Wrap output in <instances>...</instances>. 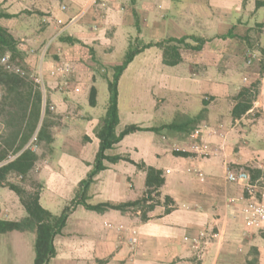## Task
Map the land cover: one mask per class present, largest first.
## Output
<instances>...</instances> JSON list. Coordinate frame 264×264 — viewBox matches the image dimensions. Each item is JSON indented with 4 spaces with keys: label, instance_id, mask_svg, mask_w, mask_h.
<instances>
[{
    "label": "crops",
    "instance_id": "1",
    "mask_svg": "<svg viewBox=\"0 0 264 264\" xmlns=\"http://www.w3.org/2000/svg\"><path fill=\"white\" fill-rule=\"evenodd\" d=\"M164 1L174 7V0ZM175 3H187L198 19L206 20L201 35L206 43L198 52L201 60L194 63L197 71H190L194 79L188 80L197 85L198 97L207 101L206 105L203 104L208 114L195 126L194 132L184 130L186 128L176 129L173 139L168 140L164 134L159 137L161 142L154 136L138 137L130 148H134L137 157L127 156L164 170L166 184L163 192L175 199L177 207L166 214L163 206H158L146 222L136 214L116 210L103 212L101 214L106 218L101 232L91 230L97 233L91 241L79 242L77 237L74 238V232L68 233L74 236L68 245H62L60 252L65 253L59 264H264V236L260 232L264 229L248 228L241 212L243 199H259L264 193V0H177ZM180 8L176 7L178 11ZM0 10L13 15L0 18V24L21 41L30 62L36 58L33 50L45 41L39 57L46 55L49 58L47 69L40 65L36 72L40 77L43 74L42 84L49 88L50 100L57 107L55 114L59 115L61 124L56 122L52 128L54 141L49 147L50 161L42 163L40 160L34 173L44 182L41 203L47 191L46 198L51 201L55 194L70 191L80 180H75L71 172L83 161L81 151H71L73 140L66 135L60 151L53 144L56 130L64 128L63 119L69 117L66 114L68 108L76 106L83 85L96 80L93 67L115 65L109 54L115 51L116 36L124 26L136 25L141 31V15L146 14L152 17L155 25H159L158 32L163 33L171 11H159L153 0H144L142 5L138 0H0ZM179 14L175 17L179 18ZM176 18L174 25L179 27ZM229 31H232L231 35ZM109 32L114 35L109 36ZM172 33L170 30L168 38H181L180 34ZM224 35L227 37L222 38ZM61 37H71L75 41H63ZM107 51L110 52L108 55ZM217 58H227L230 63L218 67ZM100 60L105 63L101 64ZM183 61L187 62L185 58ZM61 65L70 68L66 82L61 74H54ZM214 68L221 72L232 70V74L238 77H233L236 80L231 86L229 79L216 77L218 70ZM72 77L78 82L77 86L71 84ZM255 82H259V93L253 108L242 117L233 119L232 97L242 87ZM67 84L69 87L65 86ZM88 119L92 121L91 117ZM196 131H199L196 143L202 145L206 153L186 151L189 156L176 155L174 148L189 147ZM147 132L144 134L154 131ZM149 155L156 162H150ZM128 164L137 168L121 161L100 172L105 181L119 183V188L108 186L99 191L100 195L115 194L118 198L111 201L127 200L122 196L120 186L123 180L131 181V177L118 173L116 168L127 171ZM247 168L257 171L256 177L251 179L252 193L244 184L227 178L229 172L240 169L249 172ZM2 189L8 188H0V219H9L13 209L8 207V200L13 197ZM232 198L238 202H231ZM107 223L113 227H108ZM120 224L138 230L136 245L129 242L127 231L117 229ZM62 233L63 230L59 234ZM60 252L57 250V255ZM0 264L16 263L9 258L5 260L0 254Z\"/></svg>",
    "mask_w": 264,
    "mask_h": 264
},
{
    "label": "rangeland",
    "instance_id": "2",
    "mask_svg": "<svg viewBox=\"0 0 264 264\" xmlns=\"http://www.w3.org/2000/svg\"><path fill=\"white\" fill-rule=\"evenodd\" d=\"M176 1L177 0H174V7H171L170 4L167 5L164 0H153V4L157 5L159 11H164L166 9L168 12L169 10L171 11L169 13L171 16H169V19L166 22V32H158L159 25H155L156 23H153L152 17L146 16V14L141 15V31H139V28L136 25H126L121 29V33L116 36L117 42H115V51H112V54H109V51L106 52L107 55H110L109 58H112V60L115 61V65L121 64L124 61L130 45L133 49H135L150 42L167 39L170 34V30L173 31V33L176 32L180 34L181 37L187 34L195 37H201L203 30L205 29V27L203 28V25H205L206 20L204 18L198 19L196 17L197 13H195L193 8L189 7L190 5L187 3L180 5L179 3H175ZM138 2L142 5L144 0H138ZM177 6H181L179 9L180 11L176 9ZM174 12H176V15L180 13V17L176 18ZM174 18H176V21L179 23V27L178 25H174ZM108 35L113 36L114 34L113 32H109ZM192 43L195 42L192 41ZM44 45L45 41L42 42L37 49L33 50V54L36 55L32 64L35 75L38 74L36 72V67L38 69L39 66L42 65L44 70L47 69L49 58L46 55L45 57L43 55L42 58L39 57ZM198 55V52L186 50L183 52V56L188 63H191V65L183 61L176 66H168L163 63L162 51L157 46L147 48L135 56V59L129 64L119 81L120 123L117 127V131L120 132L126 126L132 124L142 127H160L163 124L169 125L174 122L178 124H186L190 118H193L196 115H203V118H206L208 112L207 110H204L203 101L196 93L197 89L195 86L197 85H193V83L188 80L189 78L194 79L192 77L193 74L190 73L192 70L195 69L197 71L198 69L194 64L198 61L200 62L201 60ZM216 60L218 62V67H224L230 63L227 58H217ZM91 61L92 59L90 62ZM96 61L98 62V59ZM100 62L101 64L105 63L103 60H100ZM93 68L96 80L94 82H86V86L83 85L81 88L82 97L79 96L80 98L77 101L76 106L74 105L68 108L66 113L69 116L68 119H63L65 125L64 128L62 127L61 130L58 129L59 131L56 130L55 133L56 139L53 144L54 148H61L64 144L65 136L68 135V139L73 140L70 144L71 151H81V158H83V161L80 162V167L74 169L72 168L71 170V172L75 175V180L80 179L77 185H73V188H70V191L68 190V192L64 191V194H55L51 201L46 198L49 192L47 191L44 194L42 205L55 214H61L66 207L72 206V200L76 197L80 182L86 179L91 170L94 168L96 153L99 149V140L95 130L97 124L106 113L109 99V87L105 75L107 74L112 78L113 68L108 65L101 68L100 64L94 66ZM213 70H218L217 74L219 76L216 75L218 79H229V85L232 84V81L236 80V78L233 77H238L237 75L232 74V70H228L227 72H221L217 68H214ZM234 71L239 72L236 69H234ZM69 74L70 72L62 75L63 80H65L64 82H66V78L68 76L70 77ZM41 77L43 79V74ZM76 83L78 82L74 77H72L71 84L77 86L75 85ZM190 85L192 87H190ZM65 86L69 87V84ZM92 87L97 89V105L95 106H92L89 100ZM70 89L72 90L73 87ZM83 89L84 91H82ZM41 90L44 96L50 100L48 86L46 84L43 86L42 84ZM63 90L66 91L67 89ZM63 90H59V92L62 93ZM77 91H79V89H77ZM50 102L52 105V111H54L53 119L61 124L59 115L55 114L57 107L51 100ZM186 113L188 115H186ZM89 117L92 118V121H89ZM176 132L177 130L175 128L170 127L162 128L161 130L154 131L151 134H144L148 133L147 131L133 132L126 135L120 143L109 149L107 154H124L130 155L132 158H136L137 155L135 154L134 148L132 150L130 148L133 146L138 137L148 135L159 138L164 134L169 140V138L173 139V135H175ZM159 140L161 142V138H159ZM34 144L37 146L35 150L38 153L44 154V157L41 159L42 163L50 161V145L49 147H47L44 143L38 145L37 141L32 143L33 146ZM60 148L57 151H60ZM147 158L150 162L155 161L152 159L153 157L151 155ZM106 163L107 165H111L108 162ZM116 169H118V173H125L131 177V181L123 180V183H121L120 188H122V196L127 200L140 197L145 190V173L137 168H133L131 164L127 165V171L120 167H117ZM102 174L99 173L95 177L94 183L90 184V187H88L85 191L86 200L90 203L98 204L100 202L116 200L118 198L115 194L110 196L100 195L99 191H102L108 186L119 188V183L116 184V182L113 181H105ZM2 190L9 191L13 197L8 200L10 203L8 207L11 210L13 209L9 220H20L26 217L27 212L22 206L16 193L8 189ZM121 201H124V199ZM69 215L68 224L63 229V233L56 237L55 244L59 252L61 248H63L62 245H68L69 241L73 238L74 235L68 234L69 232H74V238L77 237L79 242H83L85 239L87 241H91L92 238L97 236V233H92L91 230L94 229V231L101 232V226H103V222L106 218L97 211L84 210L81 205L75 207V209L71 207ZM35 238L36 233L31 230L24 233L18 231L7 232L6 234L1 233V257H5V260L9 258L16 264H34ZM64 253L65 252H60L58 255L56 254L49 264L61 263Z\"/></svg>",
    "mask_w": 264,
    "mask_h": 264
},
{
    "label": "trees",
    "instance_id": "3",
    "mask_svg": "<svg viewBox=\"0 0 264 264\" xmlns=\"http://www.w3.org/2000/svg\"><path fill=\"white\" fill-rule=\"evenodd\" d=\"M13 15L0 10V18H10ZM138 25V24H137ZM228 34H232L229 31ZM229 35V36H230ZM227 36H222L226 38ZM193 42L195 43H192ZM61 40L74 42L71 37H61ZM79 42V41H78ZM206 40L202 37L186 35L181 38L169 37L167 39L150 42L133 49L130 45L128 53L121 64L114 65L112 78L105 75L109 87V99L105 115L96 127V135L99 139V149L96 153L94 168L88 177L79 184L76 197L72 200V208L83 205L88 210L99 213L108 210H116L123 214H136L141 221L146 222L152 218V212L158 206H163L164 213H170L177 207L175 199L164 194L166 184L163 169L148 165L144 161H135L127 155H109L107 151L120 143L126 135L137 131H159L170 127L184 129L191 132L203 118L196 115L185 124H165L160 127H142L136 124L126 126L118 132L120 123L119 115V81L129 64L147 48L157 46L162 51V60L165 65L176 66L183 62V52L188 50L199 52ZM9 55L10 63L18 67L22 72L8 70L2 64V58ZM33 62L28 59V53L21 47L17 39L8 28L0 24V188H8L16 193L27 212V216L20 220L0 219V234L11 231L36 233L34 250V264H49L56 256L57 250L54 244L55 237L66 226L71 207H66L61 214H55L41 203V191L44 182L35 176V169L44 157L29 145L31 139L36 136L37 144L44 143L47 147L54 141L52 131L56 121L53 119L52 105L42 90V80L33 69ZM259 93V82L248 87H242L233 96L234 105L231 110L233 119L245 115L253 108L254 101ZM90 104L97 105V89L92 87L90 91ZM207 104V101H203ZM204 110H207L204 108ZM178 156H189L188 152L174 151ZM121 161L132 163L145 173V190L143 194L126 201L107 200L98 204L86 200L85 191L94 183L95 177L108 168L106 162L116 164ZM251 173V179L256 177V169L247 168ZM264 236V230L260 231ZM252 264V263H251Z\"/></svg>",
    "mask_w": 264,
    "mask_h": 264
},
{
    "label": "built area",
    "instance_id": "4",
    "mask_svg": "<svg viewBox=\"0 0 264 264\" xmlns=\"http://www.w3.org/2000/svg\"><path fill=\"white\" fill-rule=\"evenodd\" d=\"M9 55H6L5 57L2 58V64L8 69V70H12V71H16V72H22V70L18 67H15L14 65H12L10 63V59H9ZM70 71V68L68 66L65 65H61L60 67H58L55 71V73H59L61 75H65ZM199 131H196L195 133H193V142L191 143V145L189 147H175L174 149L176 151H191L197 154H202L204 155L206 153L204 147L202 145H199L196 143V140L199 136L198 134ZM1 134L2 131L0 129V144H1ZM36 136H34L31 140V142L29 143L30 147L32 149L35 150V148L37 147L36 144H34V146L32 145V143L36 142ZM227 178L229 181L231 182H236V183H241L244 184L247 188V191L249 193H252L254 190V185L251 182V175L249 172H247L244 169H240L236 172H229L227 175ZM244 200V204L241 208V212H242V216H243V221L245 223V225L250 228V229H264V193L262 194V196L257 199V198H250V199H243ZM231 202H238L237 199L232 198ZM107 226L112 228L113 225L110 223H107ZM117 229L124 232L127 231L129 233V242L132 245H136L138 242V230L136 228L133 227H126L123 224H120L117 226Z\"/></svg>",
    "mask_w": 264,
    "mask_h": 264
}]
</instances>
